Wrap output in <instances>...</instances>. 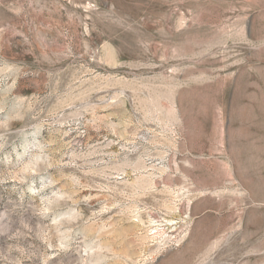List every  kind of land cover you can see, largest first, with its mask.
<instances>
[{
  "label": "rangeland",
  "instance_id": "374dc122",
  "mask_svg": "<svg viewBox=\"0 0 264 264\" xmlns=\"http://www.w3.org/2000/svg\"><path fill=\"white\" fill-rule=\"evenodd\" d=\"M0 121V264H264V0H0Z\"/></svg>",
  "mask_w": 264,
  "mask_h": 264
},
{
  "label": "clouds",
  "instance_id": "9594fccd",
  "mask_svg": "<svg viewBox=\"0 0 264 264\" xmlns=\"http://www.w3.org/2000/svg\"><path fill=\"white\" fill-rule=\"evenodd\" d=\"M8 123H10V121H8ZM4 124L5 121H0V128H2ZM8 145L9 144L0 141V153L6 155L7 153H5L4 150ZM46 149L47 145L40 140L39 137H36L31 144L29 154L22 160H19L14 168L15 175L20 179L21 183L26 186V193L36 197L38 203L35 205V208L38 210V213L44 216L53 213L56 209L65 205L66 202L72 199L70 195L61 189L48 191L47 194H45L46 190L54 188L57 183L54 177H47L38 188L30 183L32 177L40 176L45 170H49L52 167ZM72 179L75 181L74 177ZM25 191L23 194H25ZM79 216L80 212L76 207L68 206L58 217H55V219L66 224H72ZM87 246L93 254L90 264H102L103 246L97 244L95 241L88 242Z\"/></svg>",
  "mask_w": 264,
  "mask_h": 264
}]
</instances>
